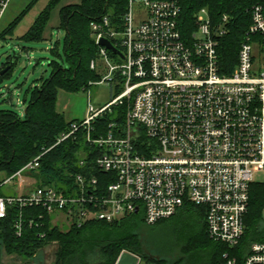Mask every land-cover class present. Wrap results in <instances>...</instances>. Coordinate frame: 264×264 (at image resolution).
Masks as SVG:
<instances>
[{"label":"built area","instance_id":"obj_1","mask_svg":"<svg viewBox=\"0 0 264 264\" xmlns=\"http://www.w3.org/2000/svg\"><path fill=\"white\" fill-rule=\"evenodd\" d=\"M11 1L0 0V23ZM136 4L147 12L139 24ZM180 15L178 0H128L119 30L111 15L91 24L99 46V60L91 68L98 71L100 62L108 73L90 85H120L122 91L99 110L89 105L86 118L70 121L71 130L60 142L85 129L87 143L100 151L95 169L105 179L100 184L96 176L78 175L70 194L37 186L29 173L40 166L44 154L39 155L3 183L18 189L19 195L0 196V219L12 208L20 212L17 235L27 207L62 214L80 227L138 213L155 225L193 205L203 207L214 241L229 248L241 243L251 189L264 186L254 181L255 174L264 173V4L252 8V23L230 73L220 51L228 16L215 24L204 8L194 31L186 34ZM102 38L123 58L100 46ZM116 106L125 107L123 121L110 122L94 137L96 120ZM219 264L241 263L225 253ZM242 264H264V242L252 243Z\"/></svg>","mask_w":264,"mask_h":264},{"label":"trees","instance_id":"obj_2","mask_svg":"<svg viewBox=\"0 0 264 264\" xmlns=\"http://www.w3.org/2000/svg\"><path fill=\"white\" fill-rule=\"evenodd\" d=\"M38 1L32 0L23 12L0 32V40L7 41L14 35L22 19ZM60 1L49 0L47 7L20 40H43L51 12ZM178 1L181 6L180 27L186 34L194 31L196 15L204 8L208 10L215 24H219L224 16H228L229 21L225 25L227 34L221 39L220 51L226 72H232L241 43L252 23V8L257 4H264V0ZM127 5L128 0H81L79 4L61 9L60 30L65 32L64 55L57 56L67 63V66L59 61L50 62V77L41 78L39 83L26 92L23 99L25 110L22 115L11 109L0 110V196L8 195L2 192L5 180L41 154L44 155L39 161L40 166L29 173V178L35 181L37 186H53L70 194L77 188L78 175L96 176L100 184L105 179V174L95 169V159L100 151L87 143L85 129H80L60 142L62 136L70 132L71 123L58 112L57 102L59 91L87 92L92 87L91 82L102 79L101 74L91 68L92 61L99 60V46L96 44L91 24L102 21L105 15H111L112 27L119 30L121 16ZM59 44L60 40L56 46ZM110 57L115 58L112 53ZM11 58L12 56L8 57L6 62L0 64V88L11 78L17 65ZM7 67H10L9 70L2 74ZM115 88L119 95L122 86L117 85ZM124 113L125 107L116 106L112 113L98 118L94 123V137L104 133L110 122H122ZM263 211L264 186L254 185L250 192L246 232L237 247L229 248L209 236L203 207L193 205L185 206L172 218L155 225H147L143 214L138 213L114 223L90 221L80 227L68 224L67 230L54 225L53 216L42 208L27 207L21 210L23 231L20 236L15 228L20 212L17 208H12L7 218L0 219V264L5 256L11 255L25 264H31L35 257L44 254L51 246H56L53 264H117L125 255L131 258L132 264H136L137 258L147 264H168L164 259L151 254L152 232L148 228L174 220L185 213L190 214L191 222L182 224L188 236L183 249L204 247L207 253L205 264H219L223 261L225 253L237 257L242 264L251 244L264 242ZM181 263L182 260H178L173 264Z\"/></svg>","mask_w":264,"mask_h":264},{"label":"rangeland","instance_id":"obj_3","mask_svg":"<svg viewBox=\"0 0 264 264\" xmlns=\"http://www.w3.org/2000/svg\"><path fill=\"white\" fill-rule=\"evenodd\" d=\"M31 1L12 0L6 10L7 12H5V17L2 18L3 20L0 23V32L14 21ZM80 2L81 0L60 1L51 12L43 40L35 42L20 40L49 3V0H39L22 19L14 35L9 37L7 41L0 40V64L6 62L10 56H12L11 60L17 62L11 78L7 79L4 86L0 88V110L11 109L22 115L25 110L23 99L26 92L39 83L38 80L41 78L50 77V62L59 61L62 65L67 66V63L57 56V54L64 55L65 42V32L62 29L60 30V11L63 7L79 4ZM134 14L135 23L139 24L146 18L147 12L136 4ZM58 40H60V44L56 46ZM111 59L113 62H117L114 57H111ZM46 71L48 72L46 73ZM98 72L102 77L108 73L100 62H98ZM117 95L116 88L109 83H98L87 92L68 93L60 91L58 96L60 113L65 116L68 122L72 121L69 119L71 114L82 121L87 116L89 105L99 110L109 104ZM65 96L71 97V100H64ZM254 181L256 183L264 182V173L255 174ZM2 192L8 195H19L18 189L12 184H4ZM190 217V214L185 213L174 220H168L155 227L148 228L152 232L151 254L156 258L164 259L168 264H173L178 260H182L181 264H187L191 261H194L195 264H205L207 253L204 247L190 250L183 249L188 241V236L182 228V224L191 222ZM53 224L58 225L63 230H67L69 226L62 214L53 216ZM55 250L56 246L49 247L44 254L42 253L34 258L35 264H53ZM151 254L149 253V255ZM122 259V264L131 263V258L128 255H125ZM20 261L19 258L11 255L5 256L1 264H20Z\"/></svg>","mask_w":264,"mask_h":264},{"label":"water","instance_id":"obj_4","mask_svg":"<svg viewBox=\"0 0 264 264\" xmlns=\"http://www.w3.org/2000/svg\"><path fill=\"white\" fill-rule=\"evenodd\" d=\"M99 45L102 46V47H105L107 48L110 52H112L113 54L115 55H118L120 57L123 58V55L117 50V48L112 44L111 41H109L108 39H105V38H102L100 39L99 41ZM10 67H7L3 72L2 74H5L8 70H9ZM48 71H46L47 73ZM140 264H147V262L145 261H142Z\"/></svg>","mask_w":264,"mask_h":264},{"label":"crops","instance_id":"obj_5","mask_svg":"<svg viewBox=\"0 0 264 264\" xmlns=\"http://www.w3.org/2000/svg\"><path fill=\"white\" fill-rule=\"evenodd\" d=\"M7 12V11H6ZM5 15H6V13L4 14V17H5ZM3 17V18H4ZM3 20V19H2ZM2 22V21H1ZM6 22V21H5ZM61 91H63V90H61ZM60 92V91H59ZM65 92V91H64ZM68 98H70V99H68ZM64 100H71V97H64L63 98ZM57 110H58V112L60 113V107H59V104H58V102H57ZM62 114V113H61ZM70 115V114H69ZM71 117H69V119L70 120H72L73 121V119L74 120H78V118L76 119V117L75 116H73L72 114L70 115ZM68 121V120H67ZM117 264H122V261H121V258L119 259V261H118V263ZM130 264H132V262L130 263ZM136 264H137V262H136Z\"/></svg>","mask_w":264,"mask_h":264}]
</instances>
